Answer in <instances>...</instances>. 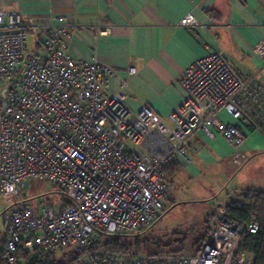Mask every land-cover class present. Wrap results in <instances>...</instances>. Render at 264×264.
Instances as JSON below:
<instances>
[{
	"label": "built area",
	"instance_id": "2783aa9c",
	"mask_svg": "<svg viewBox=\"0 0 264 264\" xmlns=\"http://www.w3.org/2000/svg\"><path fill=\"white\" fill-rule=\"evenodd\" d=\"M58 17L54 22L0 9V193L14 200L0 261L15 264L24 254L72 248L78 257L70 264H254L238 242L243 233L257 232L259 221L254 212L248 221L236 219L227 206L192 255H111L95 243L102 234H137L154 224L174 186L165 169L192 162L197 132L224 137L236 150L235 161L246 162L240 126L264 132V86L256 75L240 74L212 51L184 69L182 100L168 115L147 103L134 112L121 90L137 68L122 76L96 53L75 57L72 25L66 15ZM196 22L192 13L180 20ZM29 31L37 36L32 51ZM253 50L264 63V40ZM111 78L119 81L114 93L107 92ZM221 110L237 123L224 120ZM33 178L58 185L70 202L36 213L22 192Z\"/></svg>",
	"mask_w": 264,
	"mask_h": 264
},
{
	"label": "crops",
	"instance_id": "0c3cea01",
	"mask_svg": "<svg viewBox=\"0 0 264 264\" xmlns=\"http://www.w3.org/2000/svg\"><path fill=\"white\" fill-rule=\"evenodd\" d=\"M3 8L54 22L66 15L73 28L70 52L75 57L96 53L122 76L128 67H136L129 87L121 90V98L134 112L147 103L168 115L182 100L184 69L212 51L222 53L240 74H255L264 86V63L253 50L264 40V0H0ZM188 13L197 22L181 25ZM98 27L109 30L97 33ZM118 90V79L111 78L107 92ZM219 114L237 123L227 111ZM240 127L245 132L241 148L248 155L240 166L264 184V132ZM191 143L192 162L177 161L170 202L178 198L173 192L178 186L193 198L213 194L222 177L239 166L235 148L220 135L211 139L199 131Z\"/></svg>",
	"mask_w": 264,
	"mask_h": 264
},
{
	"label": "rangeland",
	"instance_id": "374dc122",
	"mask_svg": "<svg viewBox=\"0 0 264 264\" xmlns=\"http://www.w3.org/2000/svg\"><path fill=\"white\" fill-rule=\"evenodd\" d=\"M36 37L35 32H28V47L31 51L34 49ZM242 168L240 165L234 167L232 173H226L222 177V183L213 190V194L200 199L190 196L189 191H185L186 188L175 187L173 192H176L178 198L172 202L167 199L163 214L154 224L148 230L126 236L125 239L133 241L136 238H161L163 242H170L162 250L164 253L176 254V257L191 255L198 248L195 242L212 228L219 208L238 197V200H242L238 192L243 189L264 187L262 179L257 180L252 173ZM22 192L26 193V203L36 213H41L48 205L61 207L69 200L58 185H52L43 178L31 179ZM13 203L14 200H7L0 193V244L5 234V220ZM183 247L182 251H176ZM72 256V248H64L54 253L56 260L61 262H67Z\"/></svg>",
	"mask_w": 264,
	"mask_h": 264
},
{
	"label": "trees",
	"instance_id": "16d2710c",
	"mask_svg": "<svg viewBox=\"0 0 264 264\" xmlns=\"http://www.w3.org/2000/svg\"><path fill=\"white\" fill-rule=\"evenodd\" d=\"M176 165L177 162H172L165 169L166 175L169 178H172L174 175ZM240 195L242 200H233L226 205L228 212L232 217L241 221H248L250 214L254 212L257 220L259 221V229L255 233H243L238 242V250L240 253H247L250 256V260L254 264H264V190L248 188L242 190ZM69 202V200L66 201L64 205H67ZM129 235L102 234L96 241L95 247L103 250L104 253L111 255H127L130 257H135L142 254L150 257L171 256V253H164V251H162L166 246L170 245V242H163L161 238L156 237H150L146 239L136 238L133 241L125 239V237ZM207 235L208 233H206L204 236H201L195 242V244L198 245V248H196L192 254L198 252ZM183 249L184 247L181 248V250L176 251L180 252ZM173 256L178 255L174 254ZM77 257L78 255L73 253V256L70 258V260L67 262H61L56 260L54 253H46L43 255L24 254L15 264H70L73 260L77 259ZM0 264L5 263L0 261Z\"/></svg>",
	"mask_w": 264,
	"mask_h": 264
}]
</instances>
